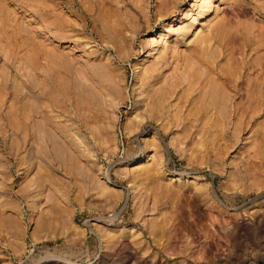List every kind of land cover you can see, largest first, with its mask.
I'll return each instance as SVG.
<instances>
[{"label":"rangeland","instance_id":"1","mask_svg":"<svg viewBox=\"0 0 264 264\" xmlns=\"http://www.w3.org/2000/svg\"><path fill=\"white\" fill-rule=\"evenodd\" d=\"M0 264H264V0H0Z\"/></svg>","mask_w":264,"mask_h":264},{"label":"bare ground","instance_id":"2","mask_svg":"<svg viewBox=\"0 0 264 264\" xmlns=\"http://www.w3.org/2000/svg\"><path fill=\"white\" fill-rule=\"evenodd\" d=\"M185 17V16H184ZM161 36V33L159 34ZM153 39V38H152ZM148 55V54H147Z\"/></svg>","mask_w":264,"mask_h":264}]
</instances>
